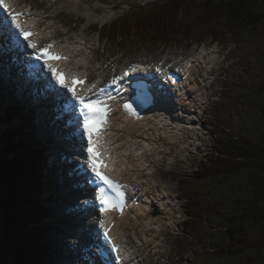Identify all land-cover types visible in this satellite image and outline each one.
Here are the masks:
<instances>
[{
    "label": "trees",
    "instance_id": "obj_1",
    "mask_svg": "<svg viewBox=\"0 0 264 264\" xmlns=\"http://www.w3.org/2000/svg\"><path fill=\"white\" fill-rule=\"evenodd\" d=\"M124 17L110 28L112 34L108 29L105 34L116 41V34L125 36L122 41L132 45L172 43L179 35L204 39L239 30L264 36V0H168L154 10L134 9ZM262 56L255 79L239 72L240 64L234 69L236 88L225 89L230 102L220 107V116L213 121L220 139L199 162L194 179L181 180L189 215L185 231L197 246L204 245L196 264H218L219 259L227 264L230 258L250 255L251 245L255 247L251 255L264 256V245L254 241V228L264 232V52ZM231 102L237 107L234 112ZM227 113L240 119L237 127ZM9 135H0V264H48L46 238L51 227L44 219L51 210L41 197L43 155L39 149L27 150L24 136L7 141ZM197 180L206 185L205 191L191 187ZM256 264H264V258Z\"/></svg>",
    "mask_w": 264,
    "mask_h": 264
},
{
    "label": "rangeland",
    "instance_id": "obj_2",
    "mask_svg": "<svg viewBox=\"0 0 264 264\" xmlns=\"http://www.w3.org/2000/svg\"><path fill=\"white\" fill-rule=\"evenodd\" d=\"M29 1L38 2L50 10L51 15L53 16L51 21L55 24V27L52 28L53 30L58 31L64 37H70V41L71 43H74L75 47L83 46V44H81L82 41L86 42L84 45L87 50L91 52L90 56H93L92 61H99L103 64L112 61V69L119 64L126 66L128 62L135 59L141 58V62L160 59L162 56L166 55L167 52L171 51L177 55L182 54L183 57L196 56L197 58L200 57L201 52L206 53L205 56H207V59L203 62V66L199 70L200 80L201 75H204L202 79L203 85L200 89H197V87L192 89L196 93L191 94L192 97L186 101L189 104H187L186 109L184 108L183 110L184 113H182L184 116L183 118L188 119L189 122H193L195 130H202V134L195 136L194 133L190 132L189 134L186 133L185 136L181 134L176 137L170 131H159L161 139L158 141L160 146L155 143V151H153L154 149L145 148L147 153V162L149 164L151 163L150 168L153 171L151 177L158 183L157 190L162 192L159 198L163 195L165 196L163 197V201H161L163 203L162 205L158 202L159 205L163 207L162 210L160 211L158 209L159 206L156 207L158 204H156L152 211L153 214H150L152 219H150L149 222L144 220V225L150 224L151 227H153V230L149 231L150 237L148 239L145 238L147 242L144 246H141V250L144 254L142 261L145 263L149 261L150 264H173L174 262H177V264H192L194 262V264H196L198 262V256L201 255L198 250L203 248L204 245L201 244L197 246V244L193 242L195 240L185 234L184 220L188 213L187 210L185 212L183 206L184 200L180 199L178 196L180 192L179 188L185 190V186L179 182V179L186 174L187 177L190 178L189 180L194 179L193 173L199 165V162L207 159V156L211 153L212 145L217 141V139H220V135L218 134V136H216L213 131L214 127L211 114H214L215 112L214 103L216 102H213V98H216L217 100L224 98L222 93L224 86L226 89L236 88L234 83L238 77L233 70L240 64L239 72L241 71L248 79H255L258 77L257 72L262 69V67L257 68V66L263 57L264 39L262 38H264V36L257 32H255L254 35L247 34L245 30H239L237 34L230 32V35L222 34L217 37H208L204 39L202 38V35H194L189 39H186L183 35H179L175 36L172 43L170 42V46L164 45L156 47L137 41L135 46L132 44L127 45L126 52H119L118 48H115L118 47L115 45V42H109L102 39L98 29L112 24L107 27L108 32L112 34L113 31H111L110 28H113L116 22H123V16L130 13L132 10L139 8L144 10H154L161 3H165L168 0H80L79 5H75L76 7L69 5L70 0ZM57 12H60V14L55 15ZM58 20L61 22H58ZM227 46L232 48L231 54L234 56V62L238 61L234 63L233 69L228 70L223 74L220 63H225L227 55L228 59H232L230 57V53L228 54L230 48L227 49ZM213 76L218 79L216 85ZM239 81H242V79L239 78L238 83ZM2 84L4 85L5 82L3 81ZM9 85L10 87L5 86V90L4 87L0 88V96L5 101H16L17 103L15 95H11V92L14 93L13 85L11 83H9ZM216 89L220 91L217 93ZM10 95L13 101H11L10 98L8 99V96ZM18 104H26L33 112L39 110L38 114L35 115H37L40 127L39 132L45 139H42L40 136L39 137L44 142L43 145H41L49 154L48 149L52 150V144L50 143L51 140H47V137H45V133L42 129V126H45V124L41 123V120L43 119L41 110L38 108H32V105L28 100L20 101ZM230 105L231 110L234 112L237 107H235L232 102ZM32 111L29 112L31 115ZM222 114L224 116V113ZM226 115L232 119V125L235 127L239 125L240 119L236 117L234 113H227ZM3 129L4 126L0 125V131ZM46 131L47 133H52L48 130V128H46ZM252 138L256 144L257 136L253 134ZM159 151L162 153L161 156L158 154ZM150 152H154V154L149 155ZM47 153L46 157L48 159ZM50 157V163L52 164L54 156H52L51 153ZM59 163L60 161H58V164ZM166 164L171 165V170L166 168ZM60 173L59 168H56L53 170V175L51 177L53 180L50 178L51 184L55 187V193L54 195L52 194L53 202L51 205L53 206V215L51 220L54 221V225L57 229H60V232L56 230L50 237V246L55 242L57 251L64 253L68 247V237H64L62 234L64 230L61 228V225L67 228L72 226H66L61 220H58V217L61 215L58 214L60 213L58 210L62 209L58 206L59 204H63V202L59 200V197L66 191V189L61 188V179L59 180V178H62L63 180V175ZM149 179L150 178H146V180ZM195 184H197L195 187L190 186L193 187V189L200 188L201 191H205L206 185L202 181L197 180ZM218 185L220 184L218 183ZM216 190H219V188L217 187ZM42 193L43 192H41V194ZM213 194H215V192H213ZM56 199L57 201H55ZM164 203L166 204L164 205ZM170 204L171 206H169ZM152 205H154V202L150 204V206ZM262 206L264 207V203H262ZM156 210L158 211V214L155 215L154 212ZM65 211L66 209H64V212ZM156 216L157 218L160 216L163 217L160 218V220L155 218ZM67 218H69V216ZM142 226V221L140 224L139 222L135 223L133 233L136 231L141 232L143 229ZM254 232L257 234L254 237V241L257 239V241L264 245V232L262 231L260 234V229L255 228ZM69 245H71L70 242ZM205 245L208 246L206 242ZM249 249L250 255L243 254L234 260L233 258H230L228 259L227 264H256V262H259L264 258L263 255L259 254V258L263 256L261 259H258L257 255H251L252 250L255 249L253 245H251ZM68 251L71 250L68 249ZM163 253H165V255ZM216 260L217 258L213 261L215 262ZM201 262L203 263V260ZM58 264H66V262L63 260L62 263L58 262ZM218 264H222L220 259Z\"/></svg>",
    "mask_w": 264,
    "mask_h": 264
},
{
    "label": "snow or ice",
    "instance_id": "obj_3",
    "mask_svg": "<svg viewBox=\"0 0 264 264\" xmlns=\"http://www.w3.org/2000/svg\"><path fill=\"white\" fill-rule=\"evenodd\" d=\"M0 7L7 14L4 20H0V25L8 29L9 39L13 46L16 48H31L35 58L44 62L55 82L70 94V99L74 102L72 107L78 110V125L82 127V136H86L85 151L87 156L84 164L90 170L93 177L92 182L97 187L95 200L99 203V211L108 213L115 209L123 214V209L126 206V193L124 191L126 185L110 175L111 162L101 146L103 140L101 130L108 126L109 116L113 111L109 103L112 97L108 94V89H111L113 85H118L121 80H124L131 73L138 71L140 66L132 65L120 76L114 77L109 84L94 93H92V89H96L97 85L93 83L91 88L88 89L92 93L91 95L80 94L79 89L75 85L83 83V81L78 76H73L69 80L66 73L61 72L50 62L53 59L64 60L68 57L59 52L50 51L53 48V44L38 47L37 41L30 38L34 37L36 33L33 29L26 26L21 19L25 15H30V13L16 11L11 0H0ZM20 37L23 38V41H26V45L21 42ZM32 67L36 66L32 65ZM156 71L160 72L162 69L156 68ZM172 83H175V80ZM150 100L151 96L146 91H142L137 93L132 100L123 103L122 107L139 117L137 108L142 107L144 102H149ZM137 101H140V103H137ZM98 226L102 231V237L106 244L110 245L111 251L115 252L116 256L119 257L120 246L109 234L110 227L105 219H100Z\"/></svg>",
    "mask_w": 264,
    "mask_h": 264
},
{
    "label": "bare ground",
    "instance_id": "obj_4",
    "mask_svg": "<svg viewBox=\"0 0 264 264\" xmlns=\"http://www.w3.org/2000/svg\"><path fill=\"white\" fill-rule=\"evenodd\" d=\"M79 2H80V0H70L69 5H73V6L79 5ZM44 14H48V17L46 16L44 18L45 19L44 22H47L48 18L51 19L52 15H50V10H46V8L40 10V8L38 7L37 15H40L41 18H43L45 16ZM59 14H60V12H57L55 15H59ZM49 25L52 26L50 23H49ZM55 36L57 37V36H59V34L55 33ZM48 44H53V47H56L55 43L48 42ZM75 53H76L75 55L78 56V52L75 51ZM81 59H83V58H81ZM203 59H204L203 62H205L207 59V56H205ZM151 61H153V60H151ZM146 62H150V61H146ZM202 66H203V63L199 62V66H195V67H197V70L199 71ZM74 67L76 68L77 66L74 65ZM195 67L188 69L190 74H192V72H193V75L195 73H197V71L194 69ZM79 69H81L82 72L84 70H89V68H85L84 66L79 67ZM17 71L18 70L16 69L15 72H17ZM193 75H192V77H193ZM201 76H204V75H201ZM17 77H18V75L14 78V77H12L11 73L4 71V65L0 63V83H2L4 81L5 82L4 85L8 86V87H10L9 83H11L13 85V92L14 93L11 92V94L15 95L16 100L18 102L28 100L29 103L32 105V108H38V109L40 108V110L42 112V117H43V119L41 120V123L45 124V126H42V129L45 133V137H47V140H51L50 143L52 144V150H50V153L52 154V156H54V160H53L52 164L50 163V167L52 166L53 170L56 168H59V170L61 172L60 174L64 175V165L61 163L58 164V161H60V157L57 155V151H61L62 149H64V147L66 145L64 144V141L63 142L61 141V143H59L57 141L58 134H55V132H54V130L60 129L59 125H61V123L56 120V122H54L52 124V121H53L52 117L54 114H52V112H51V109H52L51 106L48 103H46L42 107H39V105H40L39 103L36 104L34 102L35 103L34 104L32 102V99L28 95V88L26 89V88L22 87L20 89L18 87L19 81H18ZM199 82H200L199 85H197L196 87L202 86L201 81H199ZM192 85H193V82L191 85L188 84V87H190L192 89V87H193ZM17 89H20V91H18ZM187 93H189V95L187 97V100H189L191 98L192 91L188 90ZM8 99H9V96H8ZM163 100H164V98H163ZM186 103L189 104L188 102H186ZM186 103H183L182 105L185 106ZM169 113L172 114L173 110H171L169 112V109L168 110H164V109L160 110L159 108H156V109L150 111L148 117H146V116L140 117L137 120H134L133 119L134 117H132L130 115H125V117L123 118L124 120L119 122L120 125L116 130H114V127L112 126V132H110L109 135L113 141L108 143L107 145L109 148L108 150H111V149L116 150L118 148H120V150L122 149L118 158L112 159L115 161L114 162L115 167H118V169H117V170H119L118 172H121V174H122V172H124L125 175H127V173H130V172L135 173V174L138 173L139 175H142L143 177L145 175H149L150 178H152L151 175H152L153 171L150 168V164L147 162V159H146L147 153H146L145 148L154 149V150L156 149L155 143L158 144L159 143L158 140L161 139L159 131H164V130L170 131L176 137L181 135V134H183V136H185V133L189 130V128L184 127L183 123L188 124V126L194 125L192 121L191 122L181 121L180 120L181 114H180V116H177V115H170ZM51 115H52V117H51ZM181 126H183V127H181ZM46 128H48V130L52 133H47ZM39 131H40V129H39ZM115 141L118 142V144H120L119 147L115 146V145H117V143H115ZM112 144H114V145H112ZM140 149H142L141 152H139ZM61 168H63V170ZM64 178H66V177L65 176L63 177V180L60 181V184H61V188L66 189V182L68 184H69V182L66 181ZM125 178H130V177H125ZM139 178H138V176L135 175V181H138ZM140 179L142 180V178H140ZM59 180H60V178H59ZM139 184L146 186V189H147V192L145 194L146 199L144 198L145 203L143 205H139L135 209L134 215H135V223L139 222V224H140L141 221L143 222V226H142L143 229L141 230V232L136 231L135 233H132V234L135 235V240H137L138 242H141V241H143V239L145 240V238L148 239L149 238L148 237L149 231L153 230V227H151L150 224L144 225V223H145L144 220H147L149 222V220L152 219L150 217L147 209H153V205L150 206V204L154 202L153 199H156L157 202H160L161 203L160 205H162L163 203L161 201H163L164 198H159L161 195L160 194L161 191H158L159 193H157L155 187L151 183L148 182L145 185L143 182H139ZM148 191H149L150 195H149ZM69 193L70 192L65 191L64 194H62L59 197V200H61L63 202V204H59V206H58V207L62 208L61 210H58V211H60V213L57 212L58 214H61L58 217V220H61L63 223L67 219L66 218V215H67L66 212L67 211L64 212V209L67 210V208L69 207V204L67 203ZM154 205H155V203H154ZM71 215H74V213L71 212ZM71 215L69 214V215H67V217L69 216V218H70ZM123 215L124 216L122 217V220H124V224H127L128 221H125V219L129 218L128 211H124ZM79 217H80V215H79ZM162 217L163 216H160L157 218V216H156L155 218L160 219ZM81 221H83V220L81 219ZM129 222H131V221H129ZM84 224H86V223L84 222ZM68 225H69V223L66 224V226H68ZM120 226H121V221H120L119 227ZM119 227L117 228V234L120 237V240H122L124 243H128V241L125 237H123L122 235H119V233H120V232H118ZM61 228L67 229V227H65L63 225H61ZM128 232L131 233L129 229H128ZM145 241L147 242V240H145ZM72 251L75 252L74 249H72L71 252ZM70 257H71V255L69 254V255H65L64 258L66 260H69ZM72 258H75V256H72ZM130 264H136V262L133 263L131 260Z\"/></svg>",
    "mask_w": 264,
    "mask_h": 264
}]
</instances>
